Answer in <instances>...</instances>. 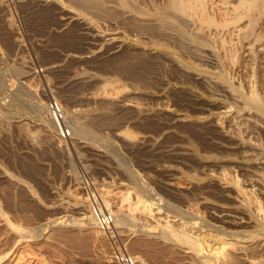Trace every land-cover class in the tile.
Here are the masks:
<instances>
[{"label": "rangeland", "instance_id": "rangeland-1", "mask_svg": "<svg viewBox=\"0 0 264 264\" xmlns=\"http://www.w3.org/2000/svg\"><path fill=\"white\" fill-rule=\"evenodd\" d=\"M0 1V68L6 79L10 76L6 81L12 79L14 87L11 90L17 89L22 93V100L12 101L10 96L7 98L0 92L4 95L0 97H5L3 102H0V209L11 222L23 229L21 233H17L0 218V264H10L17 253L26 257L24 261H30L27 264H112L110 244L115 241L133 255L141 252L148 264H194L189 261V255L183 248L182 250L180 247L165 244L154 245V240L145 236L132 238L126 228L118 229L122 234L116 230L117 238L113 240L111 237L109 240L108 235H94V230L88 227L79 228L77 225L74 227L73 224L65 225L59 222L66 216L80 217L84 208L75 205L74 198L84 196L86 201L82 200L83 205L88 206L87 198L91 193L97 197L101 209L102 204L108 201L109 209L112 208L111 213L128 214L138 225L154 226L158 221L164 223L168 220L175 228H181V221H188L196 216V221L203 222L211 217L207 221L217 226L224 224L226 230H241L236 227L242 224L238 225V220L232 221L230 218L242 215V210L236 207L237 202L233 200L235 194L231 188H224L223 184L217 183L219 181L215 174H219L224 167L229 169L234 166L237 167L240 179H247L243 168H249L255 169L254 172L257 173H254V179L260 181L259 177L262 176L264 180V164L244 160L247 155L248 159L250 154L263 151L264 129L258 127L260 118L254 114L247 117L249 115L245 111L239 116L236 112H231L229 117H236L238 126L228 124L230 118L228 114L226 116L223 113L227 111L225 107L233 102V105H239L238 107L241 104L235 102L231 98L230 90L224 88L220 72L224 75L228 71V76L234 79L235 86H238V81L244 76L240 83L244 89L248 81L255 83L254 87L262 91L257 92L262 95L259 96L264 101V40L255 45L256 47L245 50L244 54L243 50L240 53L238 47L230 48L235 49L233 52L229 50L231 55L237 53L239 59L234 58L236 55L230 56V52H224L223 64L226 62L224 68H228L227 71L224 69V72L213 60L199 57L200 52L192 48L195 45L190 41L193 37L188 33L191 29L189 22H180L182 18L178 19L181 16L177 10L170 11L167 7L166 10L162 9L160 0H124L128 1L129 7L120 0V3H124H121L122 6L115 5V0H109L111 2L108 5L105 3L100 6L86 3L93 0H60L68 5L67 7L70 6L71 9L67 10H72L73 14L63 11L59 0ZM158 4L160 7H157ZM123 5H126L128 11L136 10L135 12L143 13L147 18L139 15L142 17L139 19L138 14L136 18L129 15ZM156 12L158 15L163 12L162 17L165 15L164 18L168 17L169 20L160 16L158 19ZM258 25V30L260 29L264 36V16ZM184 26L190 28L187 30ZM183 28L188 35L182 36ZM201 36L198 38H205L204 35ZM204 38L203 41H207ZM186 46H192L191 50ZM204 48L202 47L206 50V46ZM189 50L190 54L186 52ZM228 55L234 59L235 64ZM229 60L234 66L230 65ZM210 63L220 70L214 69ZM13 66L28 73H24V76L11 74ZM242 82L246 84L243 85ZM3 89L2 87L0 90ZM52 98L59 101L56 102L60 103L64 112L68 109L69 114H65L67 113L69 120L72 115L79 122H86V126L95 134L94 138L89 139L88 136L86 140L83 139L84 136L76 138L77 135L72 134L70 139L60 142L48 129L36 126L33 120L16 118L19 113H33L32 105L37 109L45 103L42 107L44 109L39 107V111L45 113L46 102ZM22 104H25L24 110L20 108ZM37 110L32 117L39 115ZM221 112L223 115L220 114L219 118L218 113ZM249 118L252 119L249 121ZM22 119L23 121H20ZM219 122L221 125H218ZM245 122L247 126L243 125ZM249 122L251 123L248 124ZM27 129L32 132L38 130V134L30 135L26 132ZM241 161L243 163H239ZM129 171L137 173L149 187L151 195L157 198L151 196L147 199L152 200V203L148 201L152 205L148 204L144 209L138 206L139 209L129 210V204L133 205L136 198L133 190L127 191V188L131 187L127 176ZM262 180L260 182L263 184ZM260 182L257 185L264 187ZM126 192L131 196L130 201L124 200L127 197ZM162 198V202L166 201L168 206L167 203L161 202ZM100 199L106 202H101ZM155 202L162 203L160 208L166 206L165 208L170 210L166 211L170 217L164 220V214H157L155 217L148 215L151 211L156 212L157 205L153 206ZM162 208L161 213L166 210ZM227 215L229 217H226ZM57 218H60L59 221ZM26 232L31 236L28 237ZM258 242L261 246L264 245V240Z\"/></svg>", "mask_w": 264, "mask_h": 264}, {"label": "bare ground", "instance_id": "bare-ground-1", "mask_svg": "<svg viewBox=\"0 0 264 264\" xmlns=\"http://www.w3.org/2000/svg\"><path fill=\"white\" fill-rule=\"evenodd\" d=\"M42 1V0H41ZM60 1V0H59ZM92 1V0H91ZM113 1V0H112ZM118 0H115V5H121L124 4L122 2H125L127 3V6H128V1H124V0H120L122 1L120 3V1L116 2ZM132 1V0H131ZM134 1H137V0H133L132 2ZM159 1V0H158ZM161 1V0H160ZM159 1V4L162 3V9L165 7L167 8H170V11L171 9H173L175 12L177 10V12L179 13V16H181L180 18L178 17V19L180 20L182 18L181 21H183L184 23H188V25H190L191 29H189L187 26H184L186 27V29L188 28L189 31V36L191 35L193 37V40L189 39L190 41H192L191 43L195 45V47H192L190 46L189 48L187 47V49H190L191 47L194 49L196 48V50H198L199 52V57L201 58H205L208 59L209 61L213 60V62H215V64L217 65V67H220L223 71L224 69V65L225 63L223 64V54L224 52L225 53H229L230 51L233 52V50H231L230 48H236L238 47L239 48V51L241 53V50L242 51V54H244V51L247 50V49H251L252 47H254L255 45H259L261 44L260 42H262L264 40V36L262 35V31L260 32V29L258 30V23L260 24V20L262 19V17L264 16V0H163V2ZM63 1H60V8L63 10V11H67L69 13H72L73 11L70 10V6L67 7L68 5L64 4V3H61ZM111 1L109 0H93L92 2H86L88 5H94V4H99V6L101 4H104L106 3V5H108V3H110ZM130 2V1H129ZM1 3V1H0ZM84 3V2H81V4ZM114 3V2H113ZM135 4V3H133ZM149 4V3H148ZM158 4V5H159ZM1 5V4H0ZM75 5V4H74ZM85 5V3H84ZM110 5V4H109ZM113 5V4H112ZM111 5V6H112ZM115 5H113L115 7ZM6 6V5H5ZM103 6V5H102ZM120 6V8H121ZM134 6V5H133ZM67 7V8H66ZM84 7V6H83ZM97 7V6H95ZM94 7V8H95ZM105 7V6H104ZM124 8H126V5H123ZM122 7V8H123ZM129 7V6H128ZM139 7V6H138ZM155 7V6H154ZM157 7H160L157 6ZM68 8H70L69 10H67ZM73 8V7H72ZM86 8V7H85ZM91 8V7H89ZM92 8V9H94ZM101 8V7H99ZM107 8V7H106ZM112 8V7H111ZM117 8V7H116ZM119 8V7H118ZM121 8V9H122ZM146 8V7H145ZM153 8V7H152ZM78 9V8H77ZM103 9V7L101 8ZM120 9V10H121ZM127 9V8H126ZM130 9H133L130 7ZM136 9V7H135ZM156 9V8H155ZM154 9V10H155ZM160 9V8H159ZM106 10V9H105ZM117 10V9H116ZM122 10H125V9H122ZM139 10V9H138ZM158 10V9H157ZM166 10V9H165ZM172 10V11H173ZM83 11V10H82ZM95 11V10H93ZM101 11V10H100ZM110 11V10H109ZM128 12L129 15H133L135 16L136 18V14H138V18H142L141 16H144L145 15L143 14H140V13H137L135 12L134 10H129L128 9L126 10ZM148 11V10H147ZM161 11V10H160ZM168 11V10H167ZM169 11V12H170ZM62 12V11H61ZM85 12V11H84ZM89 12V11H88ZM106 12V11H105ZM122 12V11H121ZM127 12H124L123 13H127ZM144 12V11H143ZM155 12V11H154ZM165 12V11H164ZM174 12V13H175ZM16 13V12H15ZM56 13V12H55ZM63 13V12H62ZM81 13V12H80ZM150 13V12H149ZM157 13V12H156ZM163 13V12H161ZM160 13V15H158L159 13H157V17L160 16V18L162 17V14ZM173 13V12H172ZM73 14V13H72ZM90 14V13H89ZM165 14V13H164ZM168 13L166 12V15ZM181 14V15H180ZM75 15V14H74ZM83 15V14H82ZM86 15V14H85ZM122 15V14H121ZM141 15V16H139ZM156 15H155V18H156ZM171 15V14H170ZM169 15V16H170ZM124 16V15H123ZM122 16V17H123ZM128 16V15H126ZM150 16V15H148ZM165 16V15H164ZM164 16L162 17V19H168L167 18H164ZM178 16V15H176ZM130 17V16H129ZM143 17V19H144ZM154 18V16H151V18ZM137 18V19H138ZM139 18V19H140ZM147 18V16L145 17V19ZM150 18V17H148ZM177 18V17H176ZM71 19V17L69 18ZM100 19V18H99ZM111 19V18H110ZM126 19V18H125ZM129 19V18H128ZM136 19V20H137ZM138 19V20H139ZM159 19V17H158ZM133 21V18L131 19ZM135 20V19H134ZM169 20V19H168ZM177 20V19H176ZM178 20V21H179ZM6 21V20H5ZM94 21V20H93ZM141 21V20H139ZM148 21V20H145V22ZM159 21V20H158ZM172 21V20H171ZM177 21V22H178ZM259 21V22H258ZM136 22V21H135ZM144 22V21H142ZM152 22V21H151ZM160 22V21H159ZM164 22V20L162 21ZM173 22V21H172ZM176 22V21H175ZM134 23V22H133ZM160 24V23H159ZM183 24V23H182ZM8 25V24H7ZM185 25V24H184ZM258 25V26H257ZM11 26V25H10ZM12 27V26H11ZM120 27V26H119ZM159 27V26H158ZM230 27V28H229ZM83 29V28H82ZM81 29V30H82ZM138 29V28H137ZM182 29V27H181ZM186 29L183 28L184 31L181 30V32H183V35L181 33L182 36H185V35H188V33L185 31ZM187 29V30H188ZM232 29V30H231ZM144 30V29H143ZM264 30V29H263ZM12 31V30H11ZM145 31V30H144ZM168 31V30H167ZM176 31V30H175ZM17 32V31H16ZM169 32V31H168ZM143 33V32H141ZM158 33V32H157ZM175 34V33H174ZM264 34V33H263ZM201 35H204L205 38L207 39V41H203V38L200 39L198 38L199 36L202 37ZM16 37V36H15ZM187 38V36H186ZM204 38V40H205ZM143 39V38H142ZM20 40V39H19ZM112 40V39H111ZM188 40V41H189ZM200 40H202V42H200ZM262 40V41H261ZM89 42V41H88ZM187 43V42H186ZM190 43V42H189ZM208 43V44H207ZM117 44V43H116ZM181 44V43H180ZM207 44V45H206ZM119 45V44H118ZM188 45V44H187ZM203 45V46H202ZM116 46V45H115ZM204 46H206V50H204ZM218 46V47H217ZM229 49H227L228 47ZM255 46V47H256ZM113 47V46H112ZM118 47V46H117ZM120 47V45H119ZM185 47V46H184ZM202 47L204 49H202ZM262 47V46H261ZM53 49V48H52ZM117 49V48H116ZM186 49V48H185ZM237 49V48H236ZM256 49V48H255ZM191 50V49H190ZM190 50L189 51H186L187 53L189 52L190 54ZM195 50V49H194ZM230 50V51H229ZM238 51V50H237ZM236 51V52H237ZM1 52V51H0ZM194 52V51H193ZM247 52V51H246ZM252 52V51H251ZM258 53V52H257ZM234 54V53H233ZM255 54V53H254ZM227 55V54H226ZM224 55V56H226ZM236 55V57H234ZM193 56V55H191ZM197 56V54L195 55ZM230 56H233L234 58H238L239 56L237 55V53H235L234 55H231V52H230ZM238 56V57H237ZM176 57V56H175ZM199 57H196V58H199ZM232 57V58H233ZM255 57V56H253ZM17 58V57H16ZM200 58V59H201ZM228 58L229 55H228ZM227 58V59H228ZM231 59V58H230ZM239 59V58H238ZM238 59L236 61H238ZM255 60V58H253ZM2 60V59H1ZM0 60V62H1ZM24 60V59H22ZM204 60V59H202ZM207 60V61H208ZM233 62H232V61ZM229 60L230 62V65H231V62L234 63V59H231ZM205 62V61H204ZM180 63V62H179ZM228 63V62H227ZM236 63V62H235ZM234 63V64H235ZM3 64V63H2ZM24 64V63H23ZM186 64V63H185ZM212 64V63H210ZM214 64V65H215ZM60 65V64H59ZM208 65V64H207ZM213 65V64H212ZM213 65V67H214ZM233 65V64H232ZM231 65V66H232ZM237 65V64H236ZM15 66V65H14ZM13 66V69L12 71L13 72H10L11 74L12 73H15L14 75H23L24 76V73H28L23 71L22 69H16L15 67ZM26 66V65H24ZM49 66V65H48ZM54 66V65H53ZM234 66V65H233ZM21 67V66H20ZM29 67V66H28ZM191 67V66H189ZM204 67V66H203ZM23 68V67H22ZM220 68H216L214 67V69H219ZM235 68V67H234ZM10 69V68H9ZM184 69V68H183ZM207 69V68H206ZM228 69V68H227ZM226 69V71H227ZM230 70V69H229ZM238 70V69H237ZM45 71V70H44ZM47 71V70H46ZM224 70V72H226ZM231 71V70H230ZM251 71V70H250ZM143 72V71H142ZM228 72V71H227ZM226 72V73H227ZM9 73V72H8ZM82 73V72H81ZM224 74V75H221L222 72H220V79L223 81V85L225 86L224 88H227L228 91L230 90V94H231V98L235 101V102H238L241 104L240 107L236 106V105H233V103L231 104H228L225 109H227L226 112H223L225 113V115L227 116L228 114V117H229V114L231 112H236V114L239 116V114L243 111H245L246 113H248L249 116L247 117H250V114L251 117L252 116H257V118L261 121H259V126L260 128H263L264 129V101L262 100L261 98V94H258V92H260L259 90H256V88L254 87L255 83L251 84L250 81H248L249 83L247 84L246 86V89L243 88V86L240 84L241 81L243 80L242 77L241 78V81H238L240 82L238 84V86H235L233 83H234V79L232 80L230 76H228V73L227 74ZM232 73V71L230 72ZM244 73V72H243ZM30 74V73H29ZM86 74V73H85ZM88 74V73H87ZM116 74V73H115ZM26 75V74H25ZM22 76V77H23ZM37 76V75H36ZM86 76V75H85ZM114 76V75H113ZM239 76V75H238ZM250 76V75H249ZM252 76V75H251ZM7 77V75H6ZM10 77V76H9ZM8 77V79H9ZM18 77V76H17ZM78 77V76H77ZM100 77V76H99ZM104 77V76H103ZM107 77V76H106ZM12 78V77H11ZM29 78V77H28ZM210 78V77H208ZM235 78V76H234ZM5 78V74L4 72L1 71V68H0V89H2V87L4 88L3 91L0 90V92L4 93L5 97H9L12 99V101L14 100H18L20 101L21 99V96H22V93H20V90H15V91H12L11 89L14 87V83L11 79V81H6L8 80ZM15 79V78H13ZM69 79V78H68ZM93 79V78H92ZM98 79V78H97ZM111 79V78H110ZM109 79V80H110ZM114 79V78H113ZM239 79V78H238ZM252 79V78H251ZM115 80V79H114ZM240 80V79H239ZM233 81V82H232ZM236 81V80H235ZM245 81V80H244ZM7 82V83H6ZM237 82V83H238ZM246 82V81H245ZM244 82V83H245ZM41 83V82H40ZM109 83V82H108ZM221 83V81H220ZM105 84V83H104ZM243 84V82H242ZM246 84V83H245ZM243 84V85H245ZM260 85V84H259ZM18 86V85H17ZM21 86V85H20ZM40 86V85H38ZM102 86V85H101ZM106 86V85H105ZM95 87V86H94ZM127 87V86H126ZM260 87V86H259ZM20 88H24V87H20ZM104 88V87H103ZM106 88V87H105ZM37 89V88H36ZM260 89V88H259ZM24 90V89H23ZM22 91V90H21ZM120 91V89H119ZM258 91V92H257ZM262 92V91H261ZM2 93L0 95H2ZM45 93V92H44ZM89 93V92H88ZM112 93V92H111ZM229 93V92H228ZM264 93V92H263ZM262 93V94H263ZM24 94V93H23ZM229 94V95H230ZM2 95V96H4ZM31 95V94H30ZM53 95V94H52ZM84 95V94H83ZM261 95V96H259ZM0 97V102L3 100L2 99H5V97ZM28 96V95H27ZM81 96V95H80ZM106 96V94H105ZM7 97V98H8ZM32 97V96H31ZM36 97V96H35ZM89 97V96H88ZM97 97V96H96ZM19 98V99H18ZM38 98V97H37ZM36 98V99H37ZM51 98V97H50ZM55 98V97H54ZM54 98L48 100L46 102V108H45V113L43 112L44 117L41 116L43 115L42 112H40V108H42L44 106V104H42L41 100L40 101V104H42V107H38L37 109L34 108V105H32L31 103V107H33L34 109V112L36 113V110L39 111V115H33L32 117V114H34L33 110H31V112L33 113H19V115L16 117V118H29L31 120H33V122H36V126H43L45 127L46 129L49 130V132H53V133H56V127H55V124L52 120L51 117H49L48 113H47V105H48V102L49 101H55ZM108 98V97H107ZM10 99V100H11ZM34 99V98H33ZM57 99V98H56ZM141 99V98H140ZM22 100V99H21ZM27 100V99H26ZM127 100V99H126ZM130 100V99H129ZM58 101V100H56ZM55 101V102H56ZM93 101V100H92ZM95 101V100H94ZM131 101V100H130ZM23 102V101H22ZM25 102H28V101H25ZM59 102V101H58ZM56 102L62 109V112H63V115H64V123L66 125V128H68V132H69V136L71 137L72 134H74V136H76V138H78L79 136L83 137V139L87 138L89 136V139L90 137L91 138H94L95 134L92 132L91 128H89L88 126H86L87 124L85 123H81L79 122V120L77 118H75L74 116L71 115V119L69 120L66 116V114L69 112H67V110L65 112H67L65 114L64 112V108H62V106L60 105V103ZM103 102V101H102ZM13 103V102H12ZM16 103V102H15ZM19 103V102H18ZM30 103V102H28ZM38 103V102H36ZM1 104V103H0ZM7 104V103H6ZM11 104V102H10ZM20 104V103H19ZM39 104V103H38ZM37 104V106H38ZM88 104V103H87ZM3 105V104H2ZM23 105V104H22ZM22 105H20V108H23L24 110V105L23 107H21ZM126 105V104H125ZM7 106V105H6ZM12 106V104H11ZM9 106V107H11ZM19 106V105H18ZM16 106V107H18ZM36 106V107H37ZM236 106V107H235ZM3 107V106H2ZM5 107V106H4ZM15 107V106H14ZM12 107V108H14ZM27 107V106H26ZM113 107V106H112ZM116 107V106H115ZM137 107V106H136ZM1 108V107H0ZM11 108V109H12ZM19 108V109H20ZM96 108V107H95ZM236 108V111H234ZM10 109V108H9ZM10 109V110H11ZM28 109H29V106H28ZM27 109V111H28ZM44 109V108H42ZM21 110V109H20ZM77 110V109H75ZM14 111V110H13ZM42 111V110H41ZM44 111V110H43ZM17 112V111H15ZM71 112V111H70ZM73 112V111H72ZM77 112V111H76ZM244 112V113H245ZM1 113V112H0ZM12 113V112H11ZM38 113V112H37ZM87 113V112H86ZM95 113V112H94ZM223 113H218V116H220L219 118H221V115H223ZM245 113V114H246ZM13 114V113H12ZM69 114V113H68ZM75 114V112H74ZM78 114V113H77ZM221 114V115H220ZM243 114V113H241ZM245 114L243 116H245ZM254 114V115H253ZM7 115V114H6ZM106 115V114H105ZM224 115V117H225ZM235 115V114H234ZM5 116V115H4ZM8 116V115H7ZM14 116V114H13ZM69 116V115H68ZM231 116V114H230ZM242 116V115H241ZM242 116V117H243ZM9 117V116H8ZM7 117V118H8ZM70 117V116H69ZM223 117V118H224ZM242 117H240L241 121H242ZM1 118V116H0ZM4 120L6 119V117H2ZM15 118V116H14ZM118 118V116H117ZM218 118V119H219ZM226 118V117H225ZM230 118V117H229ZM239 118V117H238ZM237 118V120H238ZM246 118V116L244 117ZM255 118V117H254ZM256 118V119H257ZM12 119V118H11ZM239 119V120H240ZM250 119L252 118H249L247 120L250 121ZM2 120V119H1ZM88 120V119H87ZM102 120V119H101ZM147 120V119H146ZM236 120V117H232L230 118V120H226L228 121V124H231V125H237V121ZM238 120V121H239ZM246 120V119H245ZM263 120V121H262ZM10 121V120H9ZM15 121V120H14ZM18 121V120H17ZM20 121H23L20 120ZM30 121V120H29ZM217 121V120H216ZM220 121V120H219ZM222 121L225 122L224 119H222ZM32 122V121H31ZM30 122V123H31ZM72 124H71V123ZM92 122V121H91ZM248 122V121H247ZM257 124H258V121H256ZM4 123V122H3ZM25 123V122H24ZM89 123V122H88ZM94 123V121H93ZM117 123V122H116ZM220 123V122H219ZM242 124V122H239V124ZM251 122H249L248 124H250ZM6 124V123H5ZM111 124V122H110ZM113 124V123H112ZM218 124V123H217ZM225 124V123H224ZM240 124V125H241ZM247 123L245 122V126ZM73 125V126H72ZM100 125V124H99ZM103 125V124H102ZM107 125V124H105ZM116 125V124H115ZM218 125H221L218 124ZM256 125V123H255ZM1 126V125H0ZM21 126V125H20ZM28 126V125H27ZM230 126V125H229ZM235 126V127H236ZM249 126V125H248ZM6 127V126H5ZM18 127V126H17ZM22 127V126H21ZM20 127V129H21ZM25 127V126H24ZM241 127V126H240ZM28 128V127H26ZM25 128V129H26ZM33 128V127H32ZM93 128V127H92ZM103 128V127H102ZM221 128V127H220ZM228 128V127H227ZM231 128V127H230ZM228 128V129H230ZM252 128V126H251ZM29 129V128H28ZM27 129V130H28ZM43 129V128H42ZM91 131H90V130ZM232 129V128H231ZM235 129H238V128H235ZM240 129V128H239ZM238 129V130H239ZM246 129V128H245ZM256 129V128H255ZM26 132H29V134H38V130L35 131L37 132H32L30 130H28ZM225 130V129H224ZM243 130V129H242ZM252 130V129H251ZM6 131V130H4ZM23 131V128L22 130ZM241 131V130H240ZM246 131V130H245ZM257 131V130H256ZM40 132V131H39ZM242 132V131H241ZM2 133V132H1ZM43 133V132H42ZM226 133V132H225ZM237 133V131H236ZM263 133V132H262ZM6 134V133H5ZM76 134V135H75ZM94 134V136H93ZM224 134V133H223ZM240 134V133H239ZM242 134V133H241ZM27 135V133H26ZM29 135V136H30ZM97 135V134H96ZM103 135V133H102ZM28 136V137H29ZM51 136V135H50ZM98 136V135H97ZM19 137V136H18ZM34 138V136H31V138ZM79 137V138H80ZM99 137V136H98ZM30 138V139H31ZM37 138V137H36ZM75 138V137H74ZM97 138V137H95ZM100 138V137H99ZM241 138H242V135H241ZM29 139V140H30ZM70 139V138H69ZM102 140V138H100ZM234 139V138H233ZM261 139V138H260ZM47 140V139H46ZM51 140V139H50ZM80 140V139H79ZM82 140V138H81ZM87 140V139H86ZM249 139H247L248 141ZM60 142H63L61 140H59ZM104 141V140H103ZM88 142V141H87ZM91 142H92V139H91ZM113 142V141H112ZM251 142V141H250ZM29 143V141H28ZM93 143V142H92ZM97 143V142H95ZM254 143V142H253ZM261 143V142H259ZM34 144V143H33ZM146 145V144H145ZM249 145V144H248ZM46 147V146H45ZM108 147V145H107ZM110 147V146H109ZM118 147V146H117ZM33 148V147H32ZM60 148V147H59ZM71 148V147H70ZM103 148H105L103 146ZM253 148H255L253 146ZM67 149V148H66ZM75 149V148H74ZM116 149V148H115ZM108 150V149H107ZM98 151V150H97ZM112 151V150H110ZM118 151V150H117ZM32 152V151H31ZM114 153V152H113ZM263 153H264V149L263 151H260L259 153H256V154H250L249 158L247 159V157H245V161H258L259 164H264V156H263ZM117 154V153H116ZM231 154V153H230ZM77 155V154H76ZM115 155V154H114ZM124 155V154H123ZM122 155V156H123ZM229 155V154H228ZM100 156V155H99ZM118 156V155H117ZM116 156V157H117ZM243 156V155H242ZM241 156V157H242ZM244 156H246V154H244ZM243 156V158H244ZM13 157V156H12ZM114 157V156H112ZM111 157V158H112ZM222 157V156H221ZM226 158V156H224ZM228 157V156H227ZM231 157V156H230ZM228 157V158H230ZM95 159V158H94ZM152 159V158H151ZM231 159H233V157H231ZM236 159V158H235ZM234 159V160H235ZM124 160V159H123ZM242 160V159H240ZM239 160V161H240ZM243 160V161H244ZM263 160V161H262ZM118 161V160H117ZM120 161V160H119ZM243 161L239 162V163H243ZM115 162V161H114ZM121 162V161H120ZM234 162V161H233ZM70 163V162H69ZM79 163V162H78ZM82 163V162H81ZM236 163V162H235ZM116 164H118L116 162ZM129 164V163H127ZM257 165V164H256ZM121 166V164H120ZM126 166V165H125ZM221 167V166H220ZM227 167V166H226ZM239 167V166H238ZM246 167V166H245ZM1 168V167H0ZM5 168V167H4ZM131 168V167H130ZM222 168V167H221ZM237 167H232L230 166V168H226L225 167L223 169H221V171L219 172V174H215V176L217 177L218 181L217 183H220V184H223V187L224 188H231V190H233V193L235 194L234 195V198L233 200H235L237 202L236 204V207L241 209L242 210V215L240 217H236V216H231L230 218L233 219L232 221L234 220H238V225L239 224H242L241 226L239 227H236V228H241V230H234V229H231L229 228L230 230H226L225 228L227 227H223V226H217L215 225L213 222L211 223L210 221H207L209 219H211V217L209 219H205L202 221H196V216L193 217V218H189L188 221H181V228H175L172 224L169 223L168 220H165L167 219L168 217V212L166 211H170V210H167V208H162V209H166L164 210V212L161 213V208L159 205H161L162 203L165 204L167 203L165 200V203L162 202L163 198L161 199V204H155L153 206H156L155 209H156V212L153 211V213L150 212V214L148 213V215H151V217H155V215L157 214H164V223L163 221L162 222H159L158 219H156L158 222L157 224H155L154 226H143L142 224L141 225H138L136 223V221H133L134 218H132L131 216H129L128 214H113L110 212V210L112 208L109 209V205L107 204L106 200H104L106 203L102 204L103 207L102 209L100 208V210L103 212V213H109L112 217V221H113V224L111 225L110 227V230L107 232H102L99 230L98 228V225L96 223V219L92 216V214H90V209H89V206H86V205H83V201L82 200H85L86 198H80L79 196H75L74 200H75V205H78L79 207L82 206L84 208V212L80 213L81 215H79L80 217L78 218H72L70 216H66L64 219L60 220V218H57L58 221L62 224H73V226L75 227V225L79 226V228H84V227H88L92 230H94V235L96 234H99V233H102L103 235L107 236L108 235V239L111 240V239H115L117 238V232H115L116 230L118 229H122V228H126L129 233L131 234V237H137V236H145L149 239H152L154 240L153 244L154 245H158V244H165L166 245H173V246H177V247H180L181 249L183 248L185 253L189 255L188 259L190 262L194 263V264H264V245L261 246L260 243L258 242L259 241H263L264 240V187H260L257 185L258 182H260L262 180V176H260L259 178H261L260 181H257V179H254V173L255 175L257 174L256 171L254 172V170L252 169H244L246 171V177L247 179L243 180V179H240L239 175L237 174V170H236ZM260 168V167H259ZM71 169V168H70ZM128 170V169H127ZM242 170V169H241ZM6 171V170H5ZM68 171V170H67ZM131 171V170H130ZM129 171V174L127 175L129 180H130V184H131V187H128L127 188V191H130L133 190L134 192V195H135V202L133 203V205L129 204V210L131 209H139V207L141 206L142 208L143 207H146L148 204L152 205L151 201L152 200H148L152 195H151V191L149 189V187H147L146 183L144 181H142V179L139 178L138 174L135 173L134 171L130 172ZM261 171V170H260ZM259 171V172H260ZM125 172V171H124ZM134 172V173H133ZM145 172V171H144ZM212 173V172H211ZM218 173V172H217ZM4 174V173H3ZM8 174V173H7ZM242 174V173H241ZM82 175V174H81ZM260 175V174H259ZM79 176V175H78ZM173 176V175H171ZM214 176V177H215ZM242 176V175H241ZM11 177V175H10ZM174 177V176H173ZM13 178V177H12ZM194 178V177H193ZM258 178V177H257ZM16 179V178H14ZM48 179V178H47ZM192 179V178H191ZM264 179V178H263ZM170 180V179H169ZM20 181V180H19ZM264 181V180H262ZM16 182V181H15ZM261 183V182H260ZM264 184V183H263ZM261 183V186L263 185ZM92 186V185H91ZM222 187V186H221ZM94 189V188H93ZM74 190V189H73ZM110 190V189H109ZM30 192V191H29ZM124 193V192H123ZM154 192H152L153 194ZM31 194V193H30ZM77 194V193H76ZM116 194V193H115ZM127 194V195H126ZM126 198L124 200H129L131 196H129V192H126ZM33 195V194H32ZM73 195V194H72ZM78 195V194H77ZM86 195V194H85ZM154 195V194H153ZM157 196V194H155ZM160 195V194H159ZM158 195V196H159ZM74 196V195H73ZM149 196V197H148ZM95 197V196H94ZM120 197V196H119ZM125 197V196H124ZM160 197V196H159ZM158 197V198H159ZM152 198L154 199H157L155 198V196H152ZM161 198V197H160ZM88 199V198H87ZM99 199V198H98ZM167 199V198H166ZM101 200V199H100ZM1 201V200H0ZM86 201V200H85ZM101 200V202H104ZM130 201V200H129ZM156 201V200H155ZM159 201V200H158ZM97 202V200H96ZM122 203V202H121ZM128 203V202H127ZM124 204V203H123ZM122 204V205H123ZM43 205V204H42ZM74 205V206H75ZM139 206V207H138ZM167 206H168V203H167ZM171 206V205H169ZM234 206V205H233ZM138 207V208H137ZM140 207V208H141ZM128 208V207H127ZM141 208V209H142ZM151 208V206H150ZM153 208V207H152ZM158 208V210H157ZM160 208V209H159ZM173 208V207H172ZM140 209V210H141ZM144 209V208H143ZM154 209V210H155ZM171 209V207H170ZM238 209V210H239ZM86 210V211H85ZM147 210V209H146ZM149 210V209H148ZM220 210V209H219ZM230 210V209H229ZM234 209H232L233 211ZM2 209H0V218L4 219L5 223H7L6 225L8 227H10V229L14 230L15 232L17 233H21V231L23 230L21 226L11 222L8 218V216H5L4 212H1ZM106 211V212H105ZM128 211V210H127ZM160 211V212H159ZM236 211V210H235ZM89 212V215H87ZM134 212V211H133ZM138 212H142V211H138ZM144 212V211H143ZM142 212V213H143ZM146 212V211H145ZM213 212V211H212ZM226 212V211H225ZM234 212V211H233ZM115 213V212H114ZM141 213V214H142ZM215 213V211H214ZM227 213V212H226ZM229 213V212H228ZM239 213V212H238ZM145 215V213H144ZM179 215V214H178ZM192 215V214H191ZM63 216V215H62ZM212 216V215H210ZM224 216V215H222ZM209 217V216H208ZM226 217H229L228 215ZM223 218V217H222ZM56 219V218H55ZM172 219V218H171ZM213 219V218H212ZM216 219V218H215ZM135 220V219H134ZM170 220V219H169ZM218 220V219H217ZM13 221V220H12ZM55 221V220H54ZM57 221V220H56ZM58 221L56 222L58 224ZM215 221V220H214ZM230 221V219H229ZM53 222V220H52ZM225 222V220H224ZM223 222V223H224ZM54 223V222H53ZM55 223V224H56ZM50 224V223H49ZM48 224V225H49ZM52 224V223H51ZM61 224V225H62ZM218 224V223H217ZM233 224V223H232ZM235 224V223H234ZM233 224V225H234ZM237 225V224H236ZM227 226V225H226ZM196 227H198L196 229ZM234 227V228H235ZM188 228L190 230H188ZM97 229V231H96ZM196 229L195 231H192ZM27 230V229H26ZM100 232H99V231ZM41 231H43L41 229ZM119 231V230H118ZM122 231V230H121ZM25 232V231H24ZM120 233V231L118 232ZM39 234V232H38ZM122 234V233H120ZM119 234V235H120ZM20 235V234H19ZM22 235V234H21ZM26 235H27V232H26ZM110 235V236H109ZM28 236V235H27ZM31 236V235H30ZM28 236V237H30ZM37 236V235H36ZM40 236V234H39ZM21 238L23 236H20ZM38 237V236H37ZM36 237V238H37ZM113 237V238H111ZM119 237V236H118ZM20 238V239H21ZM111 238V239H110ZM26 239V238H25ZM30 239V238H29ZM34 239V238H33ZM151 241V240H150ZM257 241V242H256ZM251 243L250 245H246V243ZM131 243V242H130ZM263 243V242H262ZM20 244V243H19ZM137 244V243H136ZM139 245V243H138ZM246 245V246H245ZM54 246V245H53ZM111 248V247H110ZM122 250H124V248H121ZM132 249V248H131ZM182 249V250H183ZM17 252V251H16ZM25 252V251H24ZM103 252V251H102ZM183 252V251H182ZM20 253V252H19ZM129 253V252H128ZM131 254V253H130ZM15 255V254H14ZM20 255V256H19ZM28 255V254H27ZM133 255V254H132ZM134 256H135V259L137 261V264H148L146 262V258L144 257V255L141 253V252H138V253H134ZM13 257V255H12ZM25 257V256H24ZM24 257H21V254H16L14 258H12V261L10 259V264H25L24 262ZM30 257V256H29ZM33 257V256H32ZM111 258V256H110ZM42 259V258H40ZM148 259V258H147ZM110 260V259H109ZM108 260V261H109ZM24 261V262H23ZM30 261H26V264L29 263ZM61 262V261H60ZM111 262H112V259H111ZM153 262V261H152ZM41 264V263H40ZM113 264V262H112ZM150 264V263H149Z\"/></svg>", "mask_w": 264, "mask_h": 264}, {"label": "built area", "instance_id": "built-area-1", "mask_svg": "<svg viewBox=\"0 0 264 264\" xmlns=\"http://www.w3.org/2000/svg\"><path fill=\"white\" fill-rule=\"evenodd\" d=\"M47 113L49 117L52 118L55 127L56 133L52 134L57 140H61L63 142L67 141L70 136L68 132V128L64 123V115L61 107L55 101H49L47 105ZM96 198L91 193L88 200V206L90 209V213L96 219V223L98 228L102 232H108L110 230L111 225L113 224L112 217L109 213H103L100 210L99 203L96 202ZM111 245V259L113 264H137L135 256L128 253L126 250H122L120 245L113 242Z\"/></svg>", "mask_w": 264, "mask_h": 264}]
</instances>
